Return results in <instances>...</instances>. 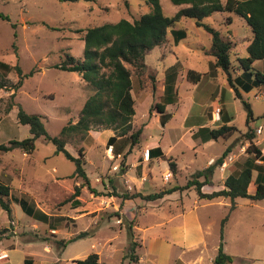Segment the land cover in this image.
Instances as JSON below:
<instances>
[{"label":"rangeland","instance_id":"obj_1","mask_svg":"<svg viewBox=\"0 0 264 264\" xmlns=\"http://www.w3.org/2000/svg\"><path fill=\"white\" fill-rule=\"evenodd\" d=\"M159 2L166 17L185 7L169 0ZM149 10L144 0H0V15L6 18H0V61L11 68L18 64L27 76L10 97L18 75L13 69L4 76L0 71L7 87L0 91V145L30 136L28 126L17 122L19 107L41 116L52 137L58 136L68 122L76 123L93 90L79 74L56 66L67 55L82 59V39L87 28L120 20L133 22ZM228 17L232 19L231 26L226 21ZM200 24L181 19L173 29L183 30L185 38L174 43L168 31L165 42L147 53L148 68L143 76L138 80L132 72L135 115L131 124L133 131L142 128L138 144L117 155L115 150L124 139H119L110 151L107 136L115 132L94 126L84 141L79 136L71 137L65 145L73 156L83 149L89 185L100 195H92L83 187L77 197L79 206L65 202L83 180L70 178L74 164L62 154H55V146L43 138L35 141V150L28 155L20 148L0 152V182L10 188L4 200L11 210L8 217L0 208V264H24L25 260L31 264H75L90 254H97L100 264H213L221 221L228 213L223 250L233 257L231 264H264V200L236 198L230 211L232 202L228 198L198 200L193 188L157 201L121 197L184 186L194 173L215 165L229 148L222 164L216 166L211 184L202 187L204 193L219 191L226 178L248 158L243 103L256 113H264V100L252 96L258 87L247 91L239 87L241 99L236 98L226 75L213 67L210 36L202 25L219 31L226 39L233 35L235 44L230 42L235 52L231 50L229 56L233 67L237 59L247 56L246 41L252 33L234 14L215 13ZM235 69L242 74V70ZM188 71L201 74L200 81L188 82ZM168 73L174 101L166 105L169 119L161 126V114L154 106L166 100L167 93L162 88ZM10 104L12 109L6 112ZM216 105L221 114L222 106L231 115V124L237 131L229 138L207 143L199 135L193 138L202 127L218 128L221 121H211ZM152 143L159 144L162 155L146 160L144 154ZM171 163L175 164V174ZM249 186L253 192V185ZM22 199L46 215V221L28 216L20 206ZM129 226L137 262L126 258ZM82 232L89 234L65 247L58 244Z\"/></svg>","mask_w":264,"mask_h":264},{"label":"trees","instance_id":"obj_2","mask_svg":"<svg viewBox=\"0 0 264 264\" xmlns=\"http://www.w3.org/2000/svg\"><path fill=\"white\" fill-rule=\"evenodd\" d=\"M77 1V0H69ZM175 6H185L179 9L174 16L166 17L160 5L159 0H144L149 5L148 13L142 15L138 20L129 22L120 20L117 23H106L100 26L87 28L83 35V57L76 59L72 56H65V59L56 66V69L66 72L77 73L88 87L93 90V94L87 97L76 123L68 122L62 127L58 136H50L44 127L42 117L36 114H29L21 107L16 113L17 122L26 125L29 128L30 136L21 141L10 140L6 145H0V152H9L13 148H20L25 154H30L35 150V141L43 138L47 142L55 146V154H62L68 161L72 162L75 170L70 178H80L83 184L76 186L74 193L65 200L71 202L74 207L80 205L77 197L80 196V190L86 187L92 195L98 194L89 185L88 177L85 172V158L82 148L77 150V156L71 155L65 148L71 137H78L84 141L87 134L93 128L101 127L103 130H111L115 132L113 136L107 139L109 146H114L119 139H124L119 145L115 153L117 155L128 147V151L139 143L142 128L132 130L131 120L135 115L134 99L131 94L132 90V72L138 78L143 76L147 69L145 57L149 51L159 47L165 42L167 32L170 31L174 43L185 38L183 30H174V26L181 19H192L201 25L204 19L215 13L234 14L243 19L246 25L251 29L252 39L245 48L246 57L237 59V66L233 67L230 63L229 56L232 50L230 40L222 36L221 33L208 25H202L210 36V55L214 58L213 67L221 70L226 75L229 87L235 93L236 98L241 99L238 88L249 90L251 87H258L264 91V0H169ZM1 19H6L0 15ZM228 25L231 18H227ZM130 67V69L128 68ZM242 70V74L235 76L236 69ZM14 70L18 75V80L12 86L13 93L10 97H14L16 92L23 84L26 75H23L18 64L11 66L0 61V71L3 76ZM30 76L32 73L29 74ZM3 76L0 80V91L6 89ZM170 77L168 73L165 77L164 91L167 93L165 102L155 104V110L160 115V125L169 119V114L165 112L166 105L173 103L172 97L173 85L167 83ZM151 78V77H150ZM254 78V81L252 79ZM201 74L188 71L186 80L193 84L200 81ZM139 80V79H138ZM246 109V132L244 137L248 143L246 153L254 157L253 160L246 159L241 168L230 174L224 181V188L211 193L202 192V187L210 185L216 166L222 164L223 159L228 155L229 148H226L222 156L217 160L215 165H209L203 170L197 171L192 178L186 182L184 186H173L168 189H161L158 192L135 195H122L124 200H133L141 197L145 201H157L174 192H183L190 188L195 190L198 200H214L217 198H228L232 205L230 211L234 209V200L236 198H245L250 201L264 200V175H262V167L254 163L261 160L264 163L262 152L257 145L254 144L255 132L251 124L255 122L252 112L247 103H243ZM12 105H8L6 112H10ZM237 129L234 125L223 124L218 128L208 129L200 128L193 138L198 135L202 137L203 142L217 140L219 138H229ZM127 151V153H128ZM125 153V154H127ZM162 155L159 144L152 143L148 149V158L154 159ZM170 169L175 174V164H170ZM258 172L255 180V190L253 194L248 193V187L252 182V172ZM203 178L201 181L200 179ZM10 188L6 184L0 182V208L10 216L11 210L9 204L4 200L8 197ZM103 195V194H101ZM112 194L111 196H113ZM18 202V201H17ZM23 211L31 217L46 221V215L39 210H34L25 199L20 202ZM229 213L221 221L220 242L217 254L213 259V264H231L233 257L227 255L223 250V228L228 219ZM54 230V229H52ZM129 230V254L126 258L130 261L137 262L138 255L135 254L136 244L133 241L131 226ZM89 232H82L76 237L67 241L58 242L59 245L65 247L68 243L85 237ZM75 264H100L97 254H90L84 260L74 261ZM24 264H31L30 260H25Z\"/></svg>","mask_w":264,"mask_h":264},{"label":"crops","instance_id":"obj_3","mask_svg":"<svg viewBox=\"0 0 264 264\" xmlns=\"http://www.w3.org/2000/svg\"><path fill=\"white\" fill-rule=\"evenodd\" d=\"M229 18H231V17H229ZM245 22V21H244ZM232 25V19H231V23H230V25L229 26H231ZM247 28L250 30V32H251V29L247 26ZM229 31H231L230 30V27H229ZM252 33V32H251ZM252 35V34H251ZM253 36V35H252ZM252 39V38H251ZM251 39H247V45H248V43H249V41L251 40ZM228 40H230V41H233V43L235 44V41L233 40V35L231 34V35H228ZM246 45V46H247ZM233 46V48H232V51L233 52H235V50H233L234 49V45H232ZM246 48V47H245ZM212 57V56H211ZM146 58V57H145ZM213 58V57H212ZM214 59V58H213ZM146 67H147V65H146ZM148 68V67H147ZM240 75V73L239 72H235V76H239ZM157 77V76H156ZM132 86H133V84H132ZM163 90H164V87L162 88ZM133 93V89L131 90V94ZM256 93H264V91H262V90H260V89H257V91L256 92H254L253 94H252V96H253V98L254 99H256L255 97H254V95L256 94ZM241 95V94H240ZM132 97H133V99H134V96L132 95ZM258 99V98H257ZM262 100H264V99H262ZM217 106L218 105H216L214 108L216 109L217 108ZM214 109V110H215ZM221 109H222V114H221V111L219 112V114H218V116H216V114L214 113V110L212 111V113H211V121L212 122H214V123H216L217 121H214V118L215 117H218V121H221V123H220V125L219 126H221V125H223V124H226V125H232L231 124V120H232V117H231V115H229V113L228 112H226V110H225V108L224 107H222L221 106ZM254 109H252L251 110V112H252V116L254 117V119H255V122L254 123H252L251 124V127H252V129L254 130V132H255V139H254V144L255 145H257L258 146V148L261 150V152H262V157L264 158V121H262V120H264V113H259V112H255V111H253ZM198 124H200V123H198ZM218 126V127H219ZM104 132H106V131H104ZM111 135H108L107 137H110ZM209 142V141H208ZM207 143V142H206ZM246 145H248L247 143H246ZM247 159H251V160H253L254 159V157L252 156H249L248 155V158ZM254 163L256 164V165H258V166H261L262 167V175H264V163H263V161H261V160H255L254 161ZM255 173V174H254ZM257 175H258V172H256V171H253L252 172V182H251V184L253 185V192H254V190H255V180H256V178H257ZM250 188H251V186H249L248 187V193L249 194H253V192H251L250 191Z\"/></svg>","mask_w":264,"mask_h":264},{"label":"built area","instance_id":"obj_4","mask_svg":"<svg viewBox=\"0 0 264 264\" xmlns=\"http://www.w3.org/2000/svg\"><path fill=\"white\" fill-rule=\"evenodd\" d=\"M254 97L257 99H264V93H256L255 95H254ZM219 112H220V109H219V107H217L216 109H215V111H214V113L216 114V116H218V114H219ZM214 121H218V117H215L214 118ZM109 149H110V151H112V147L110 146L109 147ZM111 153H109V155H110ZM144 158L147 160L148 159V150L145 152V154H144Z\"/></svg>","mask_w":264,"mask_h":264}]
</instances>
